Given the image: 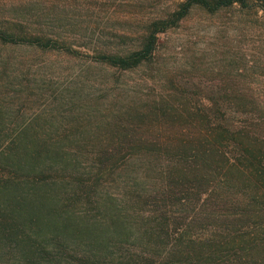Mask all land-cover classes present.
Listing matches in <instances>:
<instances>
[{
    "label": "trees",
    "instance_id": "trees-1",
    "mask_svg": "<svg viewBox=\"0 0 264 264\" xmlns=\"http://www.w3.org/2000/svg\"><path fill=\"white\" fill-rule=\"evenodd\" d=\"M48 1L0 0V45L74 52L79 41L92 60L122 70L151 62L159 34L193 8L264 12V0H180L165 15L139 14L141 33L117 32L115 42L91 4L74 14L72 0ZM178 91L134 95L143 100L135 113L113 119L125 137L110 142L24 140L29 124L1 125L0 264H259L264 107L246 106L252 94Z\"/></svg>",
    "mask_w": 264,
    "mask_h": 264
},
{
    "label": "rangeland",
    "instance_id": "rangeland-1",
    "mask_svg": "<svg viewBox=\"0 0 264 264\" xmlns=\"http://www.w3.org/2000/svg\"><path fill=\"white\" fill-rule=\"evenodd\" d=\"M72 1L79 8L74 14H84L88 4L103 14L104 18L95 21L103 19L100 25L107 27L108 37L116 42L117 32L138 36L147 15H165L180 0H109L108 4V0ZM252 12L240 13L235 7L216 12L193 8L177 25L159 34L157 53L151 62L129 70L92 60V51L79 41L71 43L74 52L25 44L0 45V126L29 124L33 129L25 133L24 140L34 136L39 141L56 139L67 145L85 139L110 142L125 137L124 133H113V119L135 113L136 105L143 100L134 99V95L148 91L153 93L150 96L175 95L180 93L178 88L193 94H252L256 99L246 106L264 107V12L259 10L258 18ZM139 14L142 20H138ZM83 17L79 15L74 21ZM107 120H112L111 124ZM41 128L48 133L39 134ZM84 156L86 153L81 152L76 158L84 161ZM111 184L110 190H116L120 182ZM120 188L127 198V189ZM253 210L246 212L256 222L257 212ZM235 215L237 219L229 217L230 221L243 224L246 217ZM258 226L244 233L245 244H251L250 235ZM252 250L259 264H264V243L254 239Z\"/></svg>",
    "mask_w": 264,
    "mask_h": 264
}]
</instances>
